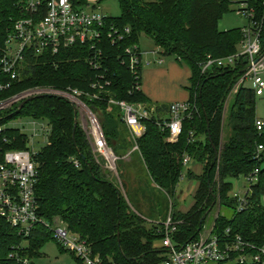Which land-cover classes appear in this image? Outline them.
I'll use <instances>...</instances> for the list:
<instances>
[{
    "label": "trees",
    "instance_id": "16d2710c",
    "mask_svg": "<svg viewBox=\"0 0 264 264\" xmlns=\"http://www.w3.org/2000/svg\"><path fill=\"white\" fill-rule=\"evenodd\" d=\"M80 1V0H79ZM28 0H0V47L15 20L31 13L26 9ZM80 2L86 3V0ZM120 16H109L108 22L120 28H130L129 37L120 46H111L108 40L102 44L103 70L112 81L110 92L118 100L143 102L155 105L157 112L166 113L169 104L153 103L140 92H130L134 78L127 66L120 64L123 47L139 44L141 35L152 39L162 55L174 56L189 69V101L196 105L192 118L182 122L183 132L176 142L166 140L168 132L161 130L152 118L144 120V132L135 139L142 164L152 185L171 200L170 210L156 208L155 196L147 197L148 218L151 227L135 210L122 182L119 187L99 163L87 141L84 131L74 127L75 110L62 98L45 96L27 101L16 115L29 116L45 122L50 127L47 144L35 155L38 170L36 196L38 216L52 223L61 221L71 232L86 239L93 255H99L102 264H159L165 258V250L157 243L163 236L159 223L171 212L173 219H181L173 239L182 245L194 239L203 222L216 203L219 211L213 219L212 231L220 234L227 228L230 234H239L255 245L264 244V128L255 127L256 96L250 86L242 84L236 92L233 88L241 75L242 63L235 67L214 66L201 73L200 64L208 55L224 57L238 51L242 39L241 28L221 31L218 22L229 10L228 0H118ZM253 11V18L263 24L264 0H243ZM88 46L75 45L56 54L29 56L24 62L21 81L10 94L37 85L57 88L90 90V84L98 76L86 59ZM232 93V102L225 117V105ZM91 105L101 124L107 144L120 157L134 141L129 134L120 135L119 109L106 100H92ZM192 132L193 140H189ZM10 141L6 149L26 148V136L16 130H7ZM259 158L255 157L257 147ZM201 163L202 173L186 171L197 181L191 207L181 212L174 208L173 198L182 177L183 156ZM78 165L74 164V161ZM258 169V180L245 194L241 209L238 199L230 195L231 179L247 176ZM119 172V171H118ZM120 177V172L118 173ZM124 189L125 194L122 192ZM135 197V196H134ZM203 215L205 218L201 221ZM159 218L161 221H159ZM48 241H54L61 251L69 252L77 264L84 262L74 252L63 248L48 229L38 224L24 237L0 220V264H20L11 253L26 257L30 264L41 256V249ZM211 264H239L217 262ZM264 264V256L259 262Z\"/></svg>",
    "mask_w": 264,
    "mask_h": 264
},
{
    "label": "built area",
    "instance_id": "2783aa9c",
    "mask_svg": "<svg viewBox=\"0 0 264 264\" xmlns=\"http://www.w3.org/2000/svg\"><path fill=\"white\" fill-rule=\"evenodd\" d=\"M81 1V0H80ZM79 0H28L26 9L29 17L14 21L0 47V119L16 113L23 101L43 95L62 98L70 103L77 117L78 124L84 131L96 160L102 167L117 176L116 161L118 156L107 144L101 124L94 109L86 100H106L119 109L120 119L126 126L130 138L134 141L133 149L137 150L135 139L145 129L144 120L155 118V123L166 130V140L176 142L183 132L182 122L192 118L197 111L196 105L188 99L169 104L166 113L159 114L155 105L143 102L118 100L110 92L112 81L106 78L103 70L104 54L102 44L108 40L111 46H120L130 35V28L108 22L109 16L95 8L87 9L86 3ZM238 11L247 18V25L241 29L242 39L238 51L224 56L208 55L200 64L201 73L217 66L232 68L242 63L241 75L233 91L249 82L256 97L264 98V46L262 43L263 24L253 18V11L245 2H240ZM75 45L88 46L90 55L86 59L91 70L98 76L90 84V90L77 88H57L54 86H30L19 91L6 94L21 81L24 62L29 56H40L46 53L56 54L62 49ZM157 51L161 50L157 47ZM153 53V51H151ZM120 64L128 67L134 82L130 92L142 91L143 52L139 44L132 43L123 47ZM161 60H158L160 63ZM146 61L145 64H148ZM34 134L37 120L31 122ZM258 131L264 128L261 119L255 120ZM7 129L0 124V220L6 221L19 235L27 237L34 226L40 224L51 231L53 238L66 250L72 251L84 264H102L99 255H93L86 239L71 232L61 221L46 222L38 216V199L35 193L38 181V170L34 159L33 148L6 149L10 141ZM40 132L47 133V126L41 125ZM189 140H193L189 132ZM263 147H257L255 157ZM190 157L185 154L182 163L185 166ZM75 165L78 162L74 161ZM258 169L245 176L247 185L242 196L234 194L241 209L245 203V194L258 180ZM181 219H173L170 213L159 223L163 236L161 246L165 250V258L159 264H211L217 262L244 264L250 261L259 262L264 256V244L255 245L244 240L239 234H230L229 228L220 234L212 231L213 224L207 231L182 245L173 239ZM20 264H30L26 257L11 253Z\"/></svg>",
    "mask_w": 264,
    "mask_h": 264
},
{
    "label": "rangeland",
    "instance_id": "374dc122",
    "mask_svg": "<svg viewBox=\"0 0 264 264\" xmlns=\"http://www.w3.org/2000/svg\"><path fill=\"white\" fill-rule=\"evenodd\" d=\"M229 10L224 13L222 18L218 22V28L221 31L233 29V28H243L247 25V18L238 11L240 7V2L243 0H228ZM87 9L95 8L102 13L111 16H120V6L118 0H86ZM139 48L143 52V69L147 66L146 61H149V66L151 68L163 69L162 75L158 79L159 89L163 96H168L171 94L173 89L182 88V85L187 84L186 75H188V67L185 66L180 61L176 60L174 56H164L157 51L156 44L151 38L141 35L139 38ZM153 51V53H151ZM158 60H161L158 63ZM148 66V67H149ZM246 85L250 86L249 82ZM232 93L227 100L225 105V117L228 113V106L232 102ZM167 101L159 104H168ZM155 103V102H153ZM256 113L259 117L264 118V99L261 97L256 98ZM33 118L24 115H16L15 117L8 118L3 122L4 128L7 130H16L21 134H24L27 138L26 147L33 148L34 151L38 152L42 147L47 144L48 134L50 132V127L43 121L36 119V131L34 134L33 126L31 124ZM47 126V133L40 132L41 125ZM129 134L126 126L120 125V135ZM130 136V135H129ZM133 141V140H132ZM117 176L111 173L109 170L105 169L107 176L111 178L119 187H122V182L125 185L126 192L131 199H137L134 201L135 210L145 219L146 227H151L152 222L149 220L148 215V200L146 197L141 195L140 191H145L147 197L152 195L156 198V208L162 213L170 210L171 200L161 193L157 188H155L146 173V170L142 164V160L139 156L138 149L133 150L129 147L122 156L118 157L116 161ZM190 169L193 172L200 175L202 173V164L194 161H190L184 166L183 176L176 187V193L173 198L174 208L181 212L187 211L193 203L194 191L197 187V181L195 179L188 178L186 176V171ZM120 177H119V172ZM232 190L230 195L239 194L243 195L247 181L244 176H239L238 178L231 179ZM122 192L125 194L124 189ZM135 196V197H134ZM133 199V200H134ZM264 204V198L262 199ZM219 211H224L221 207V203L215 204L213 209L208 213L205 218L202 229L200 232L207 231L213 223V219L218 215ZM171 212H167L166 217ZM56 222V219H55ZM161 246V243H157ZM166 256V254H165ZM34 264H77L75 258L67 251H61L56 242L48 241L45 243L41 249V256L33 259Z\"/></svg>",
    "mask_w": 264,
    "mask_h": 264
},
{
    "label": "crops",
    "instance_id": "0c3cea01",
    "mask_svg": "<svg viewBox=\"0 0 264 264\" xmlns=\"http://www.w3.org/2000/svg\"><path fill=\"white\" fill-rule=\"evenodd\" d=\"M146 65L147 66L144 69L142 68V92L147 97V99L149 101L155 102V103H164V101H167L166 103L170 104V103L175 102V101H183V100L189 99V96H190L189 91H188V86H189L188 79L190 76L189 71H188V75H186L187 84L182 85V88L180 87L179 89L174 88L170 95L163 96L160 89H159V84H158V79L160 78L159 76L162 75L163 69L151 68L149 66V63ZM261 99H264V98H261ZM256 115H257V113H256ZM257 117H258V119H261L264 122V118L259 117L258 115H257ZM202 170H203V166H202ZM187 171H191L193 174L199 175L190 169H188ZM182 176H183V174H182ZM186 176H187V174H186ZM191 179H193V178H191ZM262 204H263V202H262ZM159 221H161L160 218H159Z\"/></svg>",
    "mask_w": 264,
    "mask_h": 264
},
{
    "label": "water",
    "instance_id": "95a60500",
    "mask_svg": "<svg viewBox=\"0 0 264 264\" xmlns=\"http://www.w3.org/2000/svg\"><path fill=\"white\" fill-rule=\"evenodd\" d=\"M40 97H44V96H43V95H40V96H36V97H34V98H40ZM34 98H31V99H34ZM31 99H28V100L23 101L21 104H19V107H18V108H19V109L22 108L23 105H24L27 101H29V100H31ZM77 124H78V121H77V117H76V115H75V118H74V127H76ZM205 216H206V215H203V216H202L201 221L205 218Z\"/></svg>",
    "mask_w": 264,
    "mask_h": 264
}]
</instances>
